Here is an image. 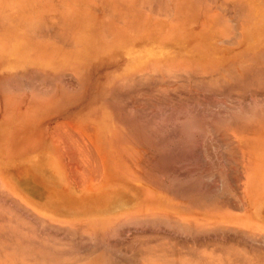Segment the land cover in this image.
Masks as SVG:
<instances>
[{
    "label": "rangeland",
    "instance_id": "374dc122",
    "mask_svg": "<svg viewBox=\"0 0 264 264\" xmlns=\"http://www.w3.org/2000/svg\"><path fill=\"white\" fill-rule=\"evenodd\" d=\"M144 1L0 0V105L80 104V160L72 163L91 209L71 219L80 223L45 219L11 208L0 182V229L10 232L2 233L0 264H46L38 246L58 255L55 264L78 256L82 264H188L193 254L225 264V249L246 250L253 229L263 237L264 0H154L171 5L168 17ZM44 20L60 35L51 27L43 39ZM27 161L35 173L61 174L49 154Z\"/></svg>",
    "mask_w": 264,
    "mask_h": 264
},
{
    "label": "crops",
    "instance_id": "0c3cea01",
    "mask_svg": "<svg viewBox=\"0 0 264 264\" xmlns=\"http://www.w3.org/2000/svg\"><path fill=\"white\" fill-rule=\"evenodd\" d=\"M69 103L55 99L46 105H0V182L11 208L35 210L57 222L91 213L85 201L87 185L82 188L75 183L80 169L72 163L80 160V150L74 145L81 137V106ZM33 153L51 155L55 161L51 168L61 174L32 171L27 157ZM77 222L83 221H72Z\"/></svg>",
    "mask_w": 264,
    "mask_h": 264
},
{
    "label": "bare ground",
    "instance_id": "6f19581e",
    "mask_svg": "<svg viewBox=\"0 0 264 264\" xmlns=\"http://www.w3.org/2000/svg\"><path fill=\"white\" fill-rule=\"evenodd\" d=\"M143 1H144V0H143ZM148 1H149L148 3H150V5L147 4V7H146V5H145V7L149 9V7L152 6L151 11L154 9L155 11H154V10H153V11L156 12V13H158L157 10H158L159 8L162 9V8H161L162 5L160 6V4H161V2L163 3L164 1L157 0V1H159V2H157V3H160V4H157V3L155 2L156 0H155V1H154V0H151V1L148 0ZM160 1H161V2H160ZM166 1H167V0H166ZM172 1H173V0H172ZM175 1H176V0H175ZM144 2L147 3V0H145ZM144 2H142L143 5L145 4ZM153 2H155L156 4H154ZM242 2H243V1H242ZM151 3H153L154 5H151ZM164 3H165V2H164ZM198 3H199V6H200V9H201V7L203 6V5H202L203 2H198ZM200 3H201V4H200ZM224 4H225V2H224ZM237 4L240 5V8L238 7V9H240V10L243 9V10H242L243 12L246 11V10H244L242 4H239V3H237ZM237 4H236V7L238 6ZM148 5H149V6H148ZM156 5H157V6H156ZM201 5H202V6H201ZM204 5H206L207 8H208V10H209V7H208L207 3H206V4L204 3ZM222 5H223V4H222ZM222 5H221V6H222ZM225 5H227V4H225ZM225 5H223V6H225ZM159 6H160V7H159ZM166 6H167V8H170L169 6H171V5H169L168 2H167L166 5H165V8H166ZM223 6H222V7H223ZM154 7H155V8H154ZM157 7H158V9L156 10ZM162 7H163V6H162ZM241 7H242V8H241ZM163 8H164V7H163ZM165 8L162 10L165 14H166L167 10H168V13H169V12L171 13V10H169V9L166 10ZM207 8H205V6H204L203 10L201 9L202 12H203V11H206V12H207ZM233 8H234V7H233ZM160 9H159V11H160ZM200 9H199V11H200ZM204 9H206V10H204ZM234 9H235V8H234ZM234 9H233V10H234ZM153 11H152V12H153ZM200 12H201V11H200ZM202 12H201V13H202ZM206 12H205V14H206ZM248 12H249V11H248ZM248 12L246 11L247 14H248ZM159 13H160V12H159ZM164 13H163V15H162V14H161V15L164 16V15H165ZM168 13L165 15V17H168ZM170 13H169V15H170ZM152 14H153V13H152ZM202 14H203V13H202ZM205 14H203V15H205ZM53 15H54V14H53ZM53 15L51 14V16H53ZM157 15L159 16V14H157ZM216 15H217V14H216ZM55 16H56V17H55L56 19H59V18L57 17V15H55ZM153 16H155V15H153ZM245 16H246V15H245ZM156 17H157V16H156ZM156 17H155V18H156ZM159 17H160V16H159ZM159 17H158V18H159ZM169 17H170V16H169ZM200 17H201V16H200ZM203 17H204V16H203ZM48 18H50V17L48 16ZM53 18H54V17H53ZM247 18H248V15L246 16V18L244 19V22H242V23H245V22L247 21V20H246ZM14 19H15V16L12 15V16H10L9 21H13ZM45 19H47V18L45 17ZM50 19L52 20V18H50ZM48 20H49V19H48ZM201 21H202V23H203V20H202V19L200 20V22H201ZM44 22H45V23H44V25L42 26L43 29H45L44 31H42V29H41V28H42L41 25H42L43 22L40 24V26H39L40 28H37V27L34 26L37 30H40V29H41V31H42L43 33H42V34L40 33V34L42 35L43 39H45L44 36L49 37V35H48L49 33L47 32V34H45V31H46V30H47V31H51V27H52V26H50V23H49V24L47 23V22H49V21H47V20L45 21V20H44ZM247 22H248V21H247ZM55 23H56V22H55ZM57 23L59 24V22H57ZM57 23H56V24H57ZM1 24H2V22H1ZM1 24H0V25H1ZM37 24H38V23H37ZM58 24H57V25H58ZM200 24H201V23H200ZM240 24H241V23H240ZM2 25H3V24H2ZM57 25H56V26H57ZM241 25H242V24H241ZM4 26H5V25H4ZM28 26H29V25H27V27H28ZM59 26H61V25H59ZM201 26H204V25L201 24ZM47 28H49L50 30H48ZM3 29H5V28H3ZM36 29L33 28V29H28V30L32 32V30L35 31ZM56 29H57V28H55V31H58V29H57V30H56ZM240 29H241V26H240ZM52 30H53V31H51V34L54 35L55 37H57L56 35H60L59 32L61 31V28H59L60 31H59L58 33L54 32L53 27H52ZM35 32H36V31H35ZM39 32H40V31H39ZM52 32H54V34H53ZM55 33H56V35H55ZM36 34H37V33H36ZM44 34H45V35H44ZM35 36L37 37V35H35ZM0 37H1V35H0ZM55 37H54V38H55ZM34 38H35V37H34ZM35 39H36V38H35ZM41 39H42V38H41ZM51 39H52V38H51V36H50V40H51ZM55 39L58 40L57 38H55ZM55 39H54V40H55ZM52 40H53V39H52ZM52 40H51V41H52ZM60 40H61V39H59V41H60ZM63 40H64V39H63ZM57 42H58V41H57ZM2 43H3V45H5V43H4L3 41H2ZM58 43H59V42H58ZM61 44H62V43H61ZM1 45H2V44H1ZM3 45H2V46H3ZM8 48H9V47H8ZM42 48H43V47H42ZM49 48H50V47H49ZM7 51H8V50H7ZM9 51H10V50H9ZM48 51H49V50H48ZM3 52H4V51H3ZM8 53H9V52H8ZM43 53H45V49L43 50ZM45 57H46V56H45ZM58 57H59V56H58ZM42 58H43V57H42ZM248 58L250 59V57H248ZM254 61L257 62L258 60H255V59H254ZM254 61H253V62H254ZM258 62H259V61H258ZM259 63L264 64L263 62H259ZM242 64H243V63H242ZM99 66H100V65H99ZM238 66H239V70L242 71V70H243V69H242L243 66L241 65V67H240V64H239ZM100 67H101V66H100ZM104 67H105V66H104ZM260 67H262V66H260ZM96 68H97L99 71L101 70V68H99V67H96ZM185 68H188V67H185ZM190 68H191V67H190ZM249 68H250V67H249ZM249 68L244 67V69H245L244 71H246V72H245L246 74H247V70H246V69H249ZM258 68H259V65H258ZM188 69H189V68H188ZM256 69H257V67H256ZM259 69H260V71H262V69L264 70L263 67H262V68H259ZM98 70H95V73H96V72H99ZM236 70H237V68H236ZM250 70H251V68H250ZM164 71L167 72V73H171V72H172L171 70H170V71H169V70H168V71H167V70H164ZM252 71H253V70H252ZM258 71H259V70H258ZM91 72H92V71H91ZM157 72H158L157 70H153V73H155V74L158 75ZM231 72H232V71H231ZM248 72H249V70H248ZM254 72H257V71L254 70ZM262 72H263V71H262ZM28 73H29V72H28ZM92 73H94V72H92ZM95 73H94V75H95ZM225 73H226V72H225ZM227 73H228V71H227ZM233 73H234V71H233ZM236 73L238 74V72L235 71V73H234L235 76H237V80H238V79L240 78V76L238 77V75H237ZM243 73H244V72H243ZM260 73H261V72H260ZM103 74H104V73H103ZM246 74H245V75H246ZM256 74H259V72L256 73ZM1 75H2V74H1ZM160 75H161V74H160ZM243 75H244V74H243ZM245 75H244V76H245ZM201 76H202V75H201ZM244 76H243V78H242L243 80L245 79ZM247 76H249V78H250V72H249V74H247ZM247 76H246V79H247ZM256 76H257V75H255V74L253 73V76H252V77H256ZM262 76H264V72H263V74L261 73L260 78H258V76H257L258 80H259V79H260V80H263V79H262ZM15 77H17V79H18V78H19V75H18V76H15ZM15 77H14V78H15ZM233 78H234V76H233ZM235 78H236V77H235ZM11 79H12V78H11ZM17 79L15 78V80H17ZM240 79H241V78H240ZM250 79L253 80L254 78H250ZM2 80H3V79H2ZM243 80H239V83H238V84L240 85V83H241V84L244 86V83H245V85H247V84H246L247 81L244 82ZM248 80H249V79H248ZM255 80L258 81L257 79H255ZM8 81H9V80H8ZM241 81H242V82H241ZM256 81H255V82H256ZM234 82H235V84H236V81H235V80H234ZM243 82H244V83H243ZM259 82H260V81H259ZM248 83H249V82H248ZM256 83H257V82H256ZM256 83H255V84H256ZM235 84H234V86H235ZM238 84H237V86H238ZM252 84H254V83H252ZM263 84H264V82H263ZM1 85H2V84H1ZM249 85H250V83L248 84V86H249ZM258 85H259V84H257V86H258ZM261 85H262V83H261ZM250 86H254V85H250ZM250 86H249V87H250ZM259 86H260V85H259ZM246 87H247V86H246ZM249 87H248V88H249ZM1 88H2V86H1ZM235 88H236V87H235ZM258 88H259V87H258ZM241 89H245V88H242V87H241ZM1 91H3V90H1ZM4 91H5V90H4ZM251 179L253 180L254 178H251V177H250V178H247V182H248V180H249L250 183H251ZM246 189H247V188H246ZM245 191H246V190H245ZM244 197H245V195H244ZM256 198H257V196H256ZM258 199H259V198H258ZM256 201H258V200H256ZM227 223H228V222H227ZM223 224H225V223H223ZM257 224H258V223H257ZM257 226H258V225H257ZM254 228H255V226H254ZM3 229H4V230H3ZM3 229H0V230H1V231H0V251H1L2 248H3V244H2V241H1L2 238H1V237H4V236L7 235V233H8V231H7L6 228H3ZM250 229H251V228H250ZM263 229H264V228H263ZM15 230H16V231L13 230V231H14L13 234H15V235H17V236L20 235V240H21L22 242H23V241L25 242V240H27V239L29 240V235L27 234V236H25V235H26V232L18 231V229H15ZM4 231H7V232H4ZM253 231H256V233H254ZM253 231H252V229L247 231V232H250V236L252 235L251 232H253V234H256V235H252V236H251L252 238H253L254 236H257V234H258V233H257V229H253ZM258 231H259V229H258ZM2 233H3V234L5 233L4 236H3ZM24 233H25V234H24ZM245 233H246V232H245ZM261 233H263V232H261ZM8 234H10V232H9ZM242 234H243V233H242ZM15 235H14V236L12 235L11 240H14V241L16 242V240H17L16 237H17V236L15 237ZM21 235H22V237H21ZM244 235H245V234H244ZM242 236H243V235H242ZM259 236H260V235H258L257 237H259ZM248 237H249V236H248ZM248 237H247V235H246V238H247V239L244 238V240H245V239L247 240V241H245L247 244H248V241H250V240H251V241H250L251 243H252L253 240H254V242H255L254 245H252V244L250 243V245L253 246V248L251 247V250H250V251H249L250 247H249V248H248V247H244V246H247V244L244 242L243 238H242V240H241L242 242L240 241V243H242V244H243V242H244L243 247H242V245H241L242 249H243V248H247L246 250L244 249V251L242 250V252H244V253H246V254L249 253V252H251V253H255V254H252V255H251V254H250V255H246V256H248V258L244 257V254H243V256H241V255H242V252L240 253V252L236 251V250L239 249L238 246H240V244H238V246H236V247H235V246L230 247L231 250H230V249H225V248H224V249H225L228 253H229V251H231V253H233V252H232V249L234 250V253H235V252L237 253L236 255H233L234 253L232 254V256H233V257H232V260H237V259H238V260H240V259L243 260V259H246V264H255L256 261H260V259H261V262H262V260H264V258H259V257H261V256H259L258 254L262 255V254H261V252H262L263 255H264V250H263V249H264V246H263V245H264V242H262L263 245L261 244L262 249H261V246L259 245L260 242H261V239L264 238V233H263V237H262V234H261V237H262V238L260 237V238H261L260 240H259V239L256 240V239H254V238H253V239L251 238V239L249 240ZM255 240H256V241H255ZM29 241H30V240H29ZM258 241H260L259 244L256 243V242H258ZM263 241H264V240H263ZM245 244H246V245H245ZM14 245H15V244H14ZM255 245H256V247H259V246H260V247H259L260 249H259V248L257 249L256 247H254ZM233 247H235V248H233ZM103 248H105V246H104ZM15 249H17V248H15V246H14V249H12V251H13V252H16ZM58 249H59V248H58ZM156 249H160V248H156ZM235 249H236V250H235ZM252 249H254V252H252ZM255 249H256V250H255ZM34 250H37V252H38L39 254L42 253L43 256H44V254H45V256H46V264H49V263L53 260V258H55V257H56L55 259H58V257H57L58 255L54 252V250H52V252H54V253L56 254V256H55L54 253H52V256H51V250H47V249H45V248H43V247H39V246H38V247H34L33 251H34ZM258 250H259V251H258ZM261 250H262V251H261ZM60 251H61V250H60ZM60 251H59V252H60ZM240 251H241V248H240ZM245 251H247V252H245ZM248 251H249V252H248ZM255 251H256V252H255ZM257 251H258V252H257ZM260 251H261V252H260ZM56 252H57V250H56ZM59 252H57L59 255H63V256H65V255L62 253V251H61V254H60ZM146 252H147V251H146ZM227 252H226V257H225V259H226L227 262H226L225 264H238V263H234V262L231 260V256L228 255V258H227V254H228ZM106 253H107V251H106ZM147 253H149V254H151V253L154 254V251H151V252L148 251ZM149 254H146V257H147V261L149 260V263H151L152 261H150V259L148 258V255H149ZM229 254H230V253H229ZM53 255H54L55 257H53ZM204 255H205V254H204ZM230 255H231V254H230ZM254 255H256V256H254ZM263 255H262V256H263ZM92 256H93V255H90L89 258H88V256H87V257L85 256L84 258L91 259ZM108 256H109V255H108ZM192 256H195V254H193V255L190 256V260L193 261V259L191 258ZM240 256H241V258H240ZM258 256H259V257H258ZM105 257H106V256H105ZM195 257H196V258H195ZM195 257H194V260H196V261H193V262H195V263L198 262V264H208V263H209V259H215V261H216L218 264H224V260L218 258L217 256L214 257L213 254H206L205 256H203V254H197ZM212 257H213V258H212ZM229 257H230V258H229ZM255 257H256V259H258V258H259V259L256 260ZM263 257H264V256H263ZM71 258H72V257H71ZM77 258H79V256H78ZM77 258H75V259H77ZM84 258H82V259H83V263L86 262V261H84ZM107 258H108V257H107ZM110 258H111V256H109V259H110ZM139 258H140V259H143V258H144V260H146V259H145V255H144V256L142 255V257L140 256ZM139 258H137V259L139 260ZM233 258H234V259H233ZM55 259L52 261V264H53V263L55 264V262H56ZM75 259H74V257L72 258V262L74 261L73 264H75V263L79 264V263L81 262V260L78 261L79 263H78V262H75V261H76ZM118 259H120V258H118ZM118 259H117V260H118ZM125 259H126V258H125ZM125 259H123L122 262H124V263H126V264H127V263L129 264L130 262H128L127 260L125 261ZM250 259H251V260H250ZM78 260H79V259H78ZM138 260H137V262H138ZM190 260H187V261H188V264H189V263H190V264L192 263V262H189ZM247 260H248V262H247ZM67 261H68L69 263L72 264L70 258H69V260H68V258H67ZM112 261H113V260H112ZM112 261L110 260L109 264H112V263H113ZM130 261H131V260H130ZM134 261H135V260H134ZM134 261L132 262V264L134 263ZM114 262H115V261H114ZM135 262H136V261H135ZM140 262H141V260H139L138 264H139ZM244 262H245V261H244ZM244 262H243V263H244ZM251 262H252V263H251ZM261 262H259V263L257 262L256 264H260ZM69 263H66V264H69ZM115 263H116V262H115ZM115 263H114V264H115ZM124 263H123V264H124ZM186 263H187L186 261H181V264H186ZM262 263L264 264V261H263ZM262 263H261V264H262ZM24 264H26V263H24ZM30 264H34V262H32V263H30ZM57 264H58V262H57ZM62 264H63V263H62ZM80 264H82V263H80ZM116 264H117V263H116ZM121 264H122V263H121ZM169 264H172V263H169ZM174 264H180V261H177V262L174 263Z\"/></svg>",
    "mask_w": 264,
    "mask_h": 264
}]
</instances>
